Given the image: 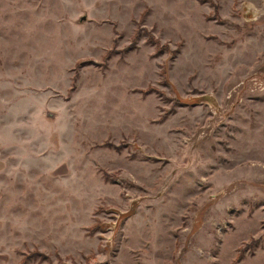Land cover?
Segmentation results:
<instances>
[{"label":"rangeland","instance_id":"1","mask_svg":"<svg viewBox=\"0 0 264 264\" xmlns=\"http://www.w3.org/2000/svg\"><path fill=\"white\" fill-rule=\"evenodd\" d=\"M263 10L0 0V264H264Z\"/></svg>","mask_w":264,"mask_h":264},{"label":"trees","instance_id":"2","mask_svg":"<svg viewBox=\"0 0 264 264\" xmlns=\"http://www.w3.org/2000/svg\"><path fill=\"white\" fill-rule=\"evenodd\" d=\"M150 89H151V88H150ZM100 226H101V223H100V222L96 223L94 226L91 227V231L97 229V228L100 227Z\"/></svg>","mask_w":264,"mask_h":264},{"label":"bare ground","instance_id":"3","mask_svg":"<svg viewBox=\"0 0 264 264\" xmlns=\"http://www.w3.org/2000/svg\"><path fill=\"white\" fill-rule=\"evenodd\" d=\"M264 11V10H263ZM261 12V11H260Z\"/></svg>","mask_w":264,"mask_h":264}]
</instances>
